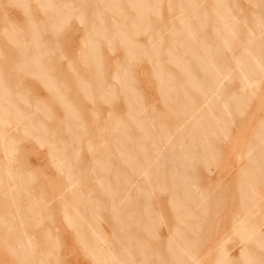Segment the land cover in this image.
<instances>
[{
    "label": "rangeland",
    "instance_id": "obj_1",
    "mask_svg": "<svg viewBox=\"0 0 264 264\" xmlns=\"http://www.w3.org/2000/svg\"><path fill=\"white\" fill-rule=\"evenodd\" d=\"M262 222L264 0H0V264H264Z\"/></svg>",
    "mask_w": 264,
    "mask_h": 264
},
{
    "label": "bare ground",
    "instance_id": "obj_2",
    "mask_svg": "<svg viewBox=\"0 0 264 264\" xmlns=\"http://www.w3.org/2000/svg\"><path fill=\"white\" fill-rule=\"evenodd\" d=\"M125 17L127 19L129 18L128 13H125ZM183 30H184V27L181 25L180 27H178V29H175L174 32L182 37L183 34H184L183 33ZM238 31H243V30L242 29H239ZM126 32H128V30H126L125 27H121V28L120 27H117V28H115V31H114L113 35L114 36H117V38L122 43H124V42L127 41V39L125 37ZM195 33L198 34V25L195 27ZM99 35H101V34H99ZM101 38L102 39H106V38H104V35H102ZM89 40H90V42H91V44L93 46L97 43L95 39H91L90 38ZM195 41H197V43H198V39H196ZM91 44H90V46H91ZM196 46H198V44H196ZM228 47L229 46L225 45L223 48H228ZM238 48L239 49L241 48L243 50H247L248 49L244 45L238 46ZM196 56L198 57V55L195 54V56H194L195 59H196V64L199 65V67H201V68L203 66L206 67V68H208L209 73H211V70L212 69H210V67H211L210 62H205L204 63L201 59H199V61H198ZM254 56L252 57L250 63H249V53L239 54V55L236 56L237 58L235 60H233V61H231V59H224V61H222V63H221L223 66H233L234 67L233 72H234L235 75L232 78L230 76H228V73H227L228 71L227 72L226 71H221V74L217 77V79L215 78L214 75L212 77L210 75V77H209V81H212V82L215 81V79H216L219 82H227V83H230L231 81H233L235 79V80H237V81H239L241 83L246 84V86H244V89L242 91H240L239 93H236L234 95L228 94V93H222V92H220L219 94H217L220 97H229L230 99H232V102L231 101L230 102L235 105V108H233V111H235V113H237V114H239V113H241L243 111L242 110V106H243L242 104H243V102H245V101H247L249 99V84H251V83H253V82L256 81V79L254 77V75H255L254 73L255 72H260L262 70V65L258 61V58H256L257 56L256 55H254ZM147 57H150V55H147ZM249 67H251V72L250 73H249ZM127 74H128V69L127 68H122L119 71V74H117V76L114 79L115 80H122L123 81L124 79H126ZM185 78H186L185 81L187 83H197V82L200 81V78H198L196 76H193V75H187V77H185ZM111 88H114V87L111 86ZM162 93H163V97L166 98V99H168V98L171 97V92L170 91H163ZM228 104H229L228 102L223 103L222 106H221V108H220V110H221L220 111V115H221V118L220 119L221 120H222V116L228 115L231 112V108L229 107ZM210 115H211V112L209 110L206 111V110H204V109L201 108L200 111H199V113H198V116L192 118L193 119V124L190 127L192 129H195V130H198V131L201 130V129H204V126H203V123L201 122V120L204 119V116H210ZM219 125H220V123H219ZM207 129H209V128H207ZM227 131H228V129H227ZM207 133L210 134V135L212 134V132L210 131V129L207 131ZM190 136H191L190 139H188L189 140L188 141L189 143H191V142H193L195 140V138L197 136V133H193ZM168 143L170 145H173L175 143V141L170 140ZM255 174L258 175V173H255ZM149 175H150V173L145 172V171L141 172V174H140V176L143 179H145ZM239 178L244 179V181H245L246 178H249V175H248L247 172L242 171L239 174ZM242 181H241V183H242ZM244 183H245V186L243 188H244L245 193H247V191H249V193H250V190H249V187L247 186V183L246 182H244ZM98 184L99 185H103L104 183L103 182H98ZM141 184L144 185L145 184V181H142ZM173 184H176V183H173ZM178 184L180 185L181 183H178ZM136 190L137 191H140L141 189L139 187ZM142 190L144 191V189H142ZM199 190H201V188H199ZM108 191H110V189ZM181 192L182 191L180 190V188L178 190L177 189H174L172 194H177V193H181ZM253 192L256 194L257 193V190L254 189ZM199 193L201 194L202 192H199ZM186 194H187V192H186ZM204 194H206V193H204ZM258 227H264V223L262 225L258 226ZM255 236H258V238L260 237L258 239L259 242H261L263 240V238H264V235H263V233L261 231L260 232L257 231V233H256ZM98 240L100 241L99 246H98V248H99L98 252H99L100 259L102 261H107L108 264H115L116 263V260L118 258V253H116L115 251H112L110 249L109 250H106L107 248H109L110 243H108V241H107L106 237L104 236V233L103 232L100 233ZM245 254H246L245 253V250L243 249L242 250V253H241L242 257H244ZM178 255L179 256H182V253H179ZM227 259H229V258H227ZM123 263H125V264H133V263H130V262L129 263L128 262H123Z\"/></svg>",
    "mask_w": 264,
    "mask_h": 264
}]
</instances>
